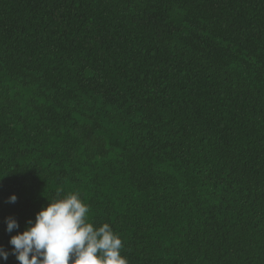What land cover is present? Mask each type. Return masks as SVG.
I'll use <instances>...</instances> for the list:
<instances>
[{
  "label": "trees",
  "instance_id": "16d2710c",
  "mask_svg": "<svg viewBox=\"0 0 264 264\" xmlns=\"http://www.w3.org/2000/svg\"><path fill=\"white\" fill-rule=\"evenodd\" d=\"M69 193L128 264H264V0H0V264Z\"/></svg>",
  "mask_w": 264,
  "mask_h": 264
},
{
  "label": "clouds",
  "instance_id": "9594fccd",
  "mask_svg": "<svg viewBox=\"0 0 264 264\" xmlns=\"http://www.w3.org/2000/svg\"><path fill=\"white\" fill-rule=\"evenodd\" d=\"M16 199L13 194L9 202ZM88 213L78 193L49 201L28 228L11 236L12 254L19 264H128L119 235L108 223L95 227ZM6 225L9 233L19 227L11 217ZM8 255L0 247V258L7 260Z\"/></svg>",
  "mask_w": 264,
  "mask_h": 264
}]
</instances>
